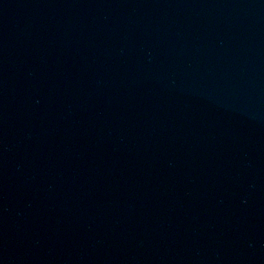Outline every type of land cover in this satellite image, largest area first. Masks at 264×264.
<instances>
[{
    "label": "water",
    "instance_id": "water-1",
    "mask_svg": "<svg viewBox=\"0 0 264 264\" xmlns=\"http://www.w3.org/2000/svg\"><path fill=\"white\" fill-rule=\"evenodd\" d=\"M0 264H264V0H0Z\"/></svg>",
    "mask_w": 264,
    "mask_h": 264
}]
</instances>
